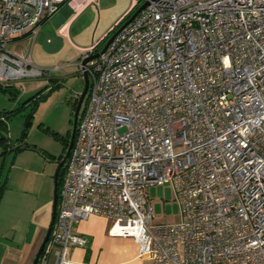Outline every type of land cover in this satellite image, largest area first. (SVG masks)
I'll return each mask as SVG.
<instances>
[{
  "label": "built area",
  "instance_id": "obj_1",
  "mask_svg": "<svg viewBox=\"0 0 264 264\" xmlns=\"http://www.w3.org/2000/svg\"><path fill=\"white\" fill-rule=\"evenodd\" d=\"M96 1L0 0V86L43 75L7 42L31 44L45 17ZM143 3L78 67L87 100L36 264H71L88 243L75 224L91 215L152 264H264V0ZM165 182L181 208L173 225L152 223L144 191Z\"/></svg>",
  "mask_w": 264,
  "mask_h": 264
},
{
  "label": "rangeland",
  "instance_id": "obj_2",
  "mask_svg": "<svg viewBox=\"0 0 264 264\" xmlns=\"http://www.w3.org/2000/svg\"><path fill=\"white\" fill-rule=\"evenodd\" d=\"M132 5L133 0H97L96 4L86 6L83 9L87 8L86 11L70 24L69 37L60 34L62 45L53 53L43 49L40 34L43 37L46 33L58 31L73 15L66 5L43 23L39 36L31 44L24 38L5 44V48L12 53L29 52L33 64L43 70V75L21 80L14 85V94L0 90V112L22 106L30 95L43 91L34 107L30 102L0 125V135L6 137L4 142L7 143L5 146L0 142L1 152L20 142L26 115L30 111L33 113L26 135L22 138L23 144L30 148L15 154L0 153V182L5 185L0 199V231L5 220L3 218L10 215L12 200L18 203L19 217L25 220L36 192L53 195L57 159L65 156L68 147L66 141L70 140L73 127L75 97L72 93L81 92L83 88L77 63L93 45L97 44V49L104 46ZM87 95L81 103L78 118L85 107ZM144 191L152 208L153 224L173 225L180 222V203L171 182L150 185Z\"/></svg>",
  "mask_w": 264,
  "mask_h": 264
},
{
  "label": "crops",
  "instance_id": "obj_3",
  "mask_svg": "<svg viewBox=\"0 0 264 264\" xmlns=\"http://www.w3.org/2000/svg\"><path fill=\"white\" fill-rule=\"evenodd\" d=\"M69 9L73 12V15L62 24L58 31L51 33L58 39L61 37L60 34L69 37L70 24L86 11L87 8L79 13H75L71 7ZM40 30L35 39L39 36ZM41 38L43 37L40 34ZM77 72L83 81L81 73ZM14 201L10 202V206H12L10 215H5L3 218L5 220L1 225L0 264H32L53 214V195L50 196L45 193L41 195L40 192H36L25 220L19 217L18 203ZM110 224V219L96 215H91L87 219L77 222L74 230L78 234L85 236L88 239V243L85 247L75 246L69 250L68 258L70 263L152 264L150 259L138 256V244L133 238L110 235L108 232Z\"/></svg>",
  "mask_w": 264,
  "mask_h": 264
},
{
  "label": "water",
  "instance_id": "obj_4",
  "mask_svg": "<svg viewBox=\"0 0 264 264\" xmlns=\"http://www.w3.org/2000/svg\"><path fill=\"white\" fill-rule=\"evenodd\" d=\"M145 5H146V3H143V4L139 5L137 7V9L135 10V12L118 28V30L121 29L126 24H128L145 7ZM114 34L115 33H113L109 37V39L105 42V44L101 48V50L96 51L94 53L89 54L88 56H85V57L81 58L80 61L77 63L78 67L81 66V68H82L87 61L96 58L100 53H102L107 48L108 44L111 42ZM41 44H42L43 49L46 52L53 53V52L57 51L60 48L62 42L58 38L52 36L51 34L46 33L43 36V38H42V43ZM81 75L83 77V88H82V90L80 92V95L78 97L77 104H76V107H75V110H74L73 127H72L70 141L68 143V147H67V150H66L65 157L68 155V152H69V150L71 148V145H72V142H73V138H74V135H75L76 122L78 120V112H79L81 103H82V101L84 99V96L87 93L88 86H89V81H88V77H87L86 73L85 72H81ZM64 160H65V158L59 163V167L63 165ZM57 175H58V168L55 170V173H54L53 214L51 216V219H50V222H49V226L47 228V231H46V234L44 236V239L42 240V242H41V244L39 246V249H38V251L36 253V256H35L34 261L32 262V264H36L38 256L40 255V253H41V251H42V249L44 247V244H45V242H46V240L48 238V235H49L50 230H51V226H52L53 221H54L55 211H56V204H57V192H56Z\"/></svg>",
  "mask_w": 264,
  "mask_h": 264
},
{
  "label": "trees",
  "instance_id": "obj_5",
  "mask_svg": "<svg viewBox=\"0 0 264 264\" xmlns=\"http://www.w3.org/2000/svg\"><path fill=\"white\" fill-rule=\"evenodd\" d=\"M137 9V6H133L132 9H130V11L126 14V16L124 17V19H122L118 24L117 26L113 29V33L115 32V30L120 27L134 12L135 10ZM47 19V17L44 18L43 22ZM97 45L94 46V50H97ZM15 84L13 85H6V86H0V90L2 92H9V93H15L16 92V87H14ZM42 91L43 90H40L32 95H30L21 105L22 106H18V107H13L11 108L10 110H4V111H1L0 112V125L1 124H5L10 118L12 115H14L15 113H17L23 106H26L28 105L30 102L33 103V107L34 105L37 103V100L39 98H41L42 96ZM77 99L74 100V110H75V107H76V104H77ZM32 107V108H33ZM33 117V113L32 111H30L27 115H26V118H25V122H24V129L22 130V133H21V136H20V142L15 145V146H12V147H9V148H6L4 149L3 151H1V154H4L5 152H13L14 154L19 152V151H22L24 149H28L30 148L29 146H27L26 143L23 144V140L22 138L26 135V130H27V125L30 123L31 121V118ZM6 139V137L4 135H0V142H3L5 146H7V143L4 142V140ZM70 141V140H69ZM68 141V142H69ZM68 142L66 141V145L68 146ZM26 144V145H25ZM62 159H57V168H58V175H57V185H56V192H57V195L59 193V190H60V187H61V182H62V176H63V173H64V165H65V161L67 159V156H63L61 157ZM64 160V163L62 166L59 167V163L63 160ZM56 168V169H57ZM54 178V176H53ZM5 190V185L4 183H1L0 182V199L2 197V194Z\"/></svg>",
  "mask_w": 264,
  "mask_h": 264
},
{
  "label": "flooded vegetation",
  "instance_id": "obj_6",
  "mask_svg": "<svg viewBox=\"0 0 264 264\" xmlns=\"http://www.w3.org/2000/svg\"><path fill=\"white\" fill-rule=\"evenodd\" d=\"M102 48V47H101ZM101 48H98L96 51H99V50H101Z\"/></svg>",
  "mask_w": 264,
  "mask_h": 264
}]
</instances>
